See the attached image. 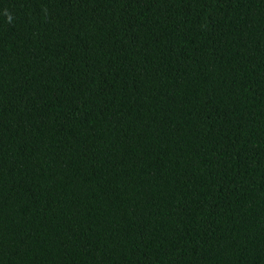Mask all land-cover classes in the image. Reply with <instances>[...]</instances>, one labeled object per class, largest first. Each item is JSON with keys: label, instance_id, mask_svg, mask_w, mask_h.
<instances>
[{"label": "trees", "instance_id": "16d2710c", "mask_svg": "<svg viewBox=\"0 0 264 264\" xmlns=\"http://www.w3.org/2000/svg\"><path fill=\"white\" fill-rule=\"evenodd\" d=\"M0 264H264V0H0Z\"/></svg>", "mask_w": 264, "mask_h": 264}]
</instances>
